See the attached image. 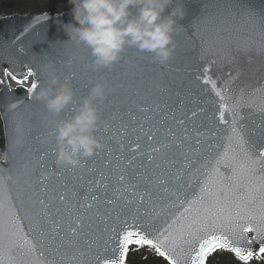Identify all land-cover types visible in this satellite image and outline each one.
Returning a JSON list of instances; mask_svg holds the SVG:
<instances>
[{"label":"snow or ice","instance_id":"1","mask_svg":"<svg viewBox=\"0 0 264 264\" xmlns=\"http://www.w3.org/2000/svg\"><path fill=\"white\" fill-rule=\"evenodd\" d=\"M193 27L194 32L184 30V55L191 59L189 53L196 51L199 59L207 58L203 83L211 84L218 97L207 121L193 119L188 124L186 118L168 111L162 124L156 114L168 105L157 97L148 102L137 90L133 95L140 97V103L126 107L118 128H113L116 105L114 93L110 94L98 101L102 125L98 131L108 147L96 154L110 171L83 159L81 165L66 169L74 180L70 188L63 173L38 175L56 164L60 115L44 103L35 105L46 124L39 136L32 135L29 121L17 118L15 140L23 146L12 169L18 173L13 177L16 195L0 210V264H126L131 245L154 248L168 264H205L218 249L248 261L253 251L238 246L241 242L259 241V253H264V83L250 90L242 83L233 90L231 74L222 87L207 75L217 57L235 62L241 56L250 60L257 51L264 53V10L257 12L240 0H216L205 5ZM241 41L247 42L245 47ZM20 52L24 54V49ZM49 62L64 63L47 57L40 63ZM80 63L88 67L93 60L88 56ZM40 67L32 64L20 76L5 69L4 75L21 85L34 75L37 83L26 89L34 94L48 82ZM108 72L115 75L111 68ZM97 74L110 79L103 71ZM242 75V69L236 70V78ZM71 78L87 90V80H79L75 70ZM19 106L12 103L10 109ZM204 112L199 108L200 114ZM197 115L192 111L190 118ZM169 116L181 128L180 135L167 124ZM161 128L166 136L159 134ZM139 156L146 163L137 173L134 161ZM32 158L35 170L27 164ZM157 159L163 167L149 177L147 164ZM113 161L124 165L116 164L113 172ZM85 174L89 187L81 204L78 189ZM56 180L61 181L59 191L52 183ZM0 187L12 191L9 185Z\"/></svg>","mask_w":264,"mask_h":264},{"label":"water","instance_id":"2","mask_svg":"<svg viewBox=\"0 0 264 264\" xmlns=\"http://www.w3.org/2000/svg\"><path fill=\"white\" fill-rule=\"evenodd\" d=\"M215 2L216 0H186L187 16L179 21L183 29L176 34L178 46L168 63L160 64L155 60L154 54L141 52L136 48L129 47L122 54L121 59L110 67L115 73L114 76H112L111 72H108V68H99L97 70L93 64L88 67L82 66L80 61L86 57L91 56L92 60L94 59L91 55V50L78 44L73 39H67L64 33L58 30V25L61 21L67 23L71 20L70 8L55 13L47 11L42 13L15 12L0 14V118L3 124L5 144L8 143L10 145L15 141L18 117H23L30 122L33 136H39L46 124L42 111L35 107L39 103L29 99L30 95H32L26 92V89L29 88L23 85L12 87L9 84L8 76L4 75V70H11L15 75L20 76L32 64L41 66L40 62L45 57L53 60H63V64L55 65L59 71L71 77L73 70H75L79 80H87L88 82V88L84 90L77 80L71 78L77 102L69 105L60 114L61 118L56 122L57 125L60 120L69 119L75 115L80 104L83 103V99L87 97L90 89L97 82L105 83L107 96L114 93L113 100L116 107L113 111L116 119L111 121L113 128H118V120L123 116L126 107L140 103V97L133 95L137 90L142 96L148 98V102H151L152 97H157L160 99L161 104L166 103L168 105L164 112L156 114V120L162 124L163 116L168 111L175 112L178 117L186 118V123L188 124H192L193 119L207 121L218 106V97L215 96L211 84L203 83V76L205 75L203 68L208 67L207 58L204 60L199 59L196 51L189 53L191 59L186 58L184 55L186 45L183 36L184 30L194 32L193 25L202 17L205 5ZM240 2L249 5L257 12L264 10V0H240ZM37 20H39V23H37ZM36 33H39V35H36ZM43 41H47V45ZM246 43L241 41V47H245ZM21 48L24 49V54H21ZM217 60L218 63L213 65L207 74L216 81L217 87H222L223 82L229 79L230 74L234 81L232 84L233 90L242 83L247 84L249 90L260 83H264V53L259 51L251 53L250 60L248 56H241L235 62L228 60L226 57H217ZM73 61H76V63L73 64ZM141 61L142 64L140 63ZM238 69L243 70V75L236 78V70ZM98 71H103L110 79L101 78L97 74ZM198 76L200 79H197ZM32 79L37 83L34 75ZM17 102H19L20 106L14 111L11 110L10 105ZM74 105L76 106L75 111H73ZM201 107L205 109L203 114L199 113V108ZM192 111L198 112L197 117L190 118ZM124 120L130 123L127 116H124ZM167 124L175 130L177 135L181 134V128L173 123L170 116ZM101 126L100 119L99 127ZM159 134L167 135V133L163 132V128H161ZM96 136L103 141L104 149H107L108 145H106L102 134L98 130ZM101 151L104 150H98V152ZM130 155V153H126V156ZM53 159L56 161V155ZM83 159H87L90 166L94 162V166L99 170L110 171L109 168L104 166V160L98 159L96 155ZM19 160L18 150L10 152L9 166L10 174L13 177L14 175L18 176V173H14L12 169L14 168V161ZM142 162L146 163L144 156H139L134 161L137 173L144 171L141 168ZM49 163L52 165L51 159ZM27 164L29 168L35 170L34 158L29 159ZM116 164L123 167L124 162L113 161V168L111 169L113 172L116 170ZM158 167H163L160 159H157L155 163L147 164V175L151 177L158 170ZM70 168L71 166L59 167L56 164L52 165V170L55 171L57 176L63 173L62 179H68L69 187L71 188L74 180L71 173L66 171V169ZM42 173L39 172L38 175H42ZM87 180L88 174H85L81 187L78 189L81 198L78 203L81 204L84 203L83 197L88 191ZM60 182V180L52 182L58 191ZM6 185L11 186L12 191L9 192L8 188L0 187V196H6L10 202L9 197H15L17 189L11 182ZM38 188L39 185H37ZM122 227V225H118V228ZM248 235L250 238L254 236L251 233ZM238 246L250 248L253 251V256H255L262 244L259 241H254L251 244L241 242Z\"/></svg>","mask_w":264,"mask_h":264},{"label":"clouds","instance_id":"3","mask_svg":"<svg viewBox=\"0 0 264 264\" xmlns=\"http://www.w3.org/2000/svg\"><path fill=\"white\" fill-rule=\"evenodd\" d=\"M71 20L61 21L58 30L91 50L95 68H110L122 54L133 47L154 54L160 64L168 63L177 48L176 34L183 29L179 21L187 16L186 0H68ZM47 84L30 95L35 103L46 104L60 115L76 101L71 77L59 71L55 64H42ZM107 96L105 83L97 82L83 99L75 115L57 125L56 165H81L104 149L97 136L100 114L97 102ZM23 146L19 139L0 148V184L13 183L9 154ZM54 170L43 172L48 177ZM8 198L0 196V210L8 206Z\"/></svg>","mask_w":264,"mask_h":264},{"label":"trees","instance_id":"4","mask_svg":"<svg viewBox=\"0 0 264 264\" xmlns=\"http://www.w3.org/2000/svg\"><path fill=\"white\" fill-rule=\"evenodd\" d=\"M37 1V2H36ZM39 0H6L2 3L0 13H13V12H32L42 13L46 11L58 12L70 7L68 0H42L39 4ZM218 251V250H217ZM214 258L212 255L207 258L208 264H243L240 259L234 258L231 253L226 249H219ZM237 262V263H236Z\"/></svg>","mask_w":264,"mask_h":264},{"label":"rangeland","instance_id":"5","mask_svg":"<svg viewBox=\"0 0 264 264\" xmlns=\"http://www.w3.org/2000/svg\"><path fill=\"white\" fill-rule=\"evenodd\" d=\"M39 1H40L39 4L42 3V0ZM5 2L6 0H0V8L2 3ZM1 135H2V128L0 123V138ZM149 249L146 246L137 248V246L131 245L129 247V253L126 260V264H168V262L163 257H159L156 253H154V251ZM218 253H220L219 250L213 253L212 258H214ZM243 264H264V253L257 256L255 259L249 262H245Z\"/></svg>","mask_w":264,"mask_h":264},{"label":"flooded vegetation","instance_id":"6","mask_svg":"<svg viewBox=\"0 0 264 264\" xmlns=\"http://www.w3.org/2000/svg\"><path fill=\"white\" fill-rule=\"evenodd\" d=\"M25 84H27V86L31 87V85L33 84L32 81L30 82V80H28L27 82H25Z\"/></svg>","mask_w":264,"mask_h":264}]
</instances>
